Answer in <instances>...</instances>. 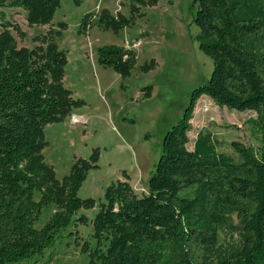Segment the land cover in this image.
<instances>
[{
  "label": "trees",
  "instance_id": "16d2710c",
  "mask_svg": "<svg viewBox=\"0 0 264 264\" xmlns=\"http://www.w3.org/2000/svg\"><path fill=\"white\" fill-rule=\"evenodd\" d=\"M61 0H0L48 23ZM156 0H129L132 10ZM199 48L214 62L209 81L193 89L184 116L164 136L148 182L135 193L127 180L110 184L94 219V236L106 250L91 264H264V0H193ZM112 17L100 23L125 25ZM35 22V21H33ZM99 61L128 70L135 53L99 48ZM128 55V59L124 56ZM64 52L18 47L0 34V264L33 259L53 247L77 211L92 199L78 196L96 159H78L64 181L54 177L41 148L44 126L80 103L63 81ZM253 111L248 122L257 147L234 141L237 158L220 149L210 129L189 149L198 100Z\"/></svg>",
  "mask_w": 264,
  "mask_h": 264
},
{
  "label": "rangeland",
  "instance_id": "374dc122",
  "mask_svg": "<svg viewBox=\"0 0 264 264\" xmlns=\"http://www.w3.org/2000/svg\"><path fill=\"white\" fill-rule=\"evenodd\" d=\"M105 11L131 20L118 27L100 23ZM196 12L193 0H156L138 10L129 0H61L52 20L44 23L30 19L22 8L0 6V34L9 32L18 47L30 49H45L54 41L66 55L63 81L80 103L44 126L41 154L54 177L64 181L78 159L97 163L78 191L93 204L77 211L44 254L13 264H91L107 247L94 236L106 188L127 180L137 195L147 194L165 134L184 116L193 89L207 83L214 69L199 48ZM109 45L134 50L132 67L116 71L102 65L99 48ZM255 116L202 96L191 120L189 149L200 130L210 129L220 149L237 158L234 141L259 144L248 122ZM95 261L101 263L99 256Z\"/></svg>",
  "mask_w": 264,
  "mask_h": 264
},
{
  "label": "bare ground",
  "instance_id": "6f19581e",
  "mask_svg": "<svg viewBox=\"0 0 264 264\" xmlns=\"http://www.w3.org/2000/svg\"><path fill=\"white\" fill-rule=\"evenodd\" d=\"M74 118V117H73ZM75 119H77V117L75 118ZM79 119V118H78Z\"/></svg>",
  "mask_w": 264,
  "mask_h": 264
}]
</instances>
